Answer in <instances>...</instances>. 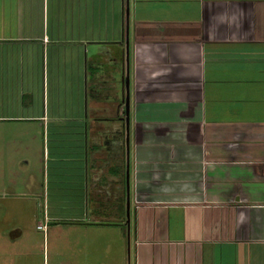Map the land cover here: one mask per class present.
Wrapping results in <instances>:
<instances>
[{
    "label": "crops",
    "instance_id": "obj_1",
    "mask_svg": "<svg viewBox=\"0 0 264 264\" xmlns=\"http://www.w3.org/2000/svg\"><path fill=\"white\" fill-rule=\"evenodd\" d=\"M9 125L42 131L43 177L20 158L1 203L42 195L47 226L115 234L121 264H264V0H0Z\"/></svg>",
    "mask_w": 264,
    "mask_h": 264
},
{
    "label": "rangeland",
    "instance_id": "obj_2",
    "mask_svg": "<svg viewBox=\"0 0 264 264\" xmlns=\"http://www.w3.org/2000/svg\"><path fill=\"white\" fill-rule=\"evenodd\" d=\"M54 136H50L52 141ZM0 141H12L4 143L1 146L3 152L0 159V193L3 194L7 185H11L13 189L16 187L25 188L28 183L29 175L23 171L18 160L22 157L32 159V172L37 181L43 177L41 148L42 141H46L42 131L36 129H27L23 126H6L0 129ZM14 141H28L24 143H16ZM1 144V143H0ZM5 151V152H4ZM6 160H2L3 157ZM7 169L6 172L4 170ZM8 172V173H7ZM7 173V174H6ZM5 175H9L6 177ZM16 188V189H17ZM11 200L0 202V204L8 205L9 211H0V264H85L87 262L86 255L92 249L98 250L97 256L106 258L108 264H121V242L115 234L109 232L105 235V243H94L90 245L84 236V231L77 227L75 232L67 230L68 227L58 226L55 224H46V231L36 230V222L40 225L45 224L43 220L44 208L46 203L42 199V195H38L37 201L29 195L25 198L17 199L10 195ZM51 203V202H50ZM13 205V206H10ZM16 215V217H15ZM19 228L21 230V238L12 241L8 237L9 232ZM126 229L125 227H122ZM72 233V234H71ZM15 233L13 232V236ZM127 236L124 240L123 255L125 260L128 248ZM92 246V247H91ZM107 254V257L104 255ZM105 257V258H104Z\"/></svg>",
    "mask_w": 264,
    "mask_h": 264
},
{
    "label": "water",
    "instance_id": "obj_3",
    "mask_svg": "<svg viewBox=\"0 0 264 264\" xmlns=\"http://www.w3.org/2000/svg\"><path fill=\"white\" fill-rule=\"evenodd\" d=\"M127 5H128V0ZM126 13L128 14V7L126 8ZM127 47L125 49V63H126V75L123 78V101H124V107H125V146H126V158L128 154V143H129V128H128V120H129V81L127 76V63H128V55H127ZM127 164H126V185L128 186V173H127Z\"/></svg>",
    "mask_w": 264,
    "mask_h": 264
},
{
    "label": "built area",
    "instance_id": "obj_4",
    "mask_svg": "<svg viewBox=\"0 0 264 264\" xmlns=\"http://www.w3.org/2000/svg\"><path fill=\"white\" fill-rule=\"evenodd\" d=\"M36 228L39 231L45 232L46 231V223L44 225H38Z\"/></svg>",
    "mask_w": 264,
    "mask_h": 264
}]
</instances>
